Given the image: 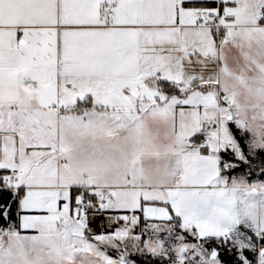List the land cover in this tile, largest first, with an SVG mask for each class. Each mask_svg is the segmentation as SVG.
Listing matches in <instances>:
<instances>
[{
	"label": "crops",
	"instance_id": "1",
	"mask_svg": "<svg viewBox=\"0 0 264 264\" xmlns=\"http://www.w3.org/2000/svg\"><path fill=\"white\" fill-rule=\"evenodd\" d=\"M235 8L0 0V183L22 189L10 233L63 246L83 241L81 228L105 251L144 225L177 223L206 239L252 221L249 196L264 193V179H224L220 153L245 157L228 123L247 150L251 131L264 130V90L249 86L264 80V0L255 18ZM202 9L218 28L202 23ZM206 30L217 43L235 41L244 69L224 70L230 83L200 60ZM101 198V212H80L82 200Z\"/></svg>",
	"mask_w": 264,
	"mask_h": 264
},
{
	"label": "rangeland",
	"instance_id": "2",
	"mask_svg": "<svg viewBox=\"0 0 264 264\" xmlns=\"http://www.w3.org/2000/svg\"><path fill=\"white\" fill-rule=\"evenodd\" d=\"M235 1V11L238 12L239 17L244 19L255 18L263 2V0ZM206 31L210 37L209 45L205 47L200 60L212 68L213 73H216L217 66H220L221 71L223 70V81L230 83L228 74L224 73L228 72V67L238 68L241 71L244 69L241 61L236 57L237 53L233 55L232 48L235 46L231 45L235 41L229 40L228 43L231 54L225 40L221 38L217 43L211 32ZM238 78L242 80L240 75ZM249 86L254 90L262 86L264 90V80H252ZM208 122L209 124L215 122L213 115ZM261 138L264 142V130L251 131L248 150L254 155L253 160H247L243 156V161H250L252 167L244 166L233 169L234 166H239L238 162L225 163L224 179L232 178L231 180L237 183L256 180V177L252 176V170L264 167V155L254 153L258 147L264 150V145L257 146ZM237 151H239L238 146ZM239 201L241 206L244 203L242 193L239 194ZM248 201L252 221L245 223L228 236L198 239L191 231L180 228L177 223H158L144 225L138 235H127L125 242L122 239L120 242H113L114 238H110L111 247L106 248L105 251H102L99 244L88 239L84 240L86 237L81 228H79L80 236L77 238L83 241L69 242L67 245L59 246L60 243L56 240L52 243L40 241L34 236L12 234L10 231L15 227L14 223H10L6 228L9 231L8 238L3 239L1 236L3 229H0V264H140L135 257L141 258L148 264H161L158 262L161 260L164 264H224L218 255L213 258L204 256L200 248L209 252L216 249L218 253L226 248L230 252L235 251L242 264H252L251 259L243 252L246 249L255 255V264H264V244L259 240L264 235V223L257 224L256 222L262 210L264 212V193L262 195L259 192L254 193L249 196ZM114 237L116 238L117 235ZM125 251L128 252L127 259L122 262Z\"/></svg>",
	"mask_w": 264,
	"mask_h": 264
},
{
	"label": "trees",
	"instance_id": "3",
	"mask_svg": "<svg viewBox=\"0 0 264 264\" xmlns=\"http://www.w3.org/2000/svg\"><path fill=\"white\" fill-rule=\"evenodd\" d=\"M194 6L198 7H210L213 6V3H193ZM261 23H264V15L261 18ZM163 88L168 87L169 85L166 82H162ZM229 130L233 137L237 140L239 147L241 148L245 158L248 160H253V156L249 155L244 136L240 133V131L232 124L228 123ZM221 157V166L222 170L225 163L238 162L239 166H234L233 169H238L244 166H251L250 161H243L234 157L233 153L229 149H225L220 153ZM224 172V170H223ZM252 176L256 178H264V167L260 169H253ZM22 195V189L13 187H7L3 182L0 183V229L6 230V228L10 225V223H14L17 219V204L18 199ZM262 244H264V235L259 239ZM246 256H248L252 264H255V255L249 253L248 250L243 251ZM219 259L224 264H242V262L237 258L235 251H228L226 248L218 253ZM136 261L140 264H148L146 261H143L139 257H135ZM161 264L164 262L158 261Z\"/></svg>",
	"mask_w": 264,
	"mask_h": 264
},
{
	"label": "built area",
	"instance_id": "4",
	"mask_svg": "<svg viewBox=\"0 0 264 264\" xmlns=\"http://www.w3.org/2000/svg\"><path fill=\"white\" fill-rule=\"evenodd\" d=\"M197 15L199 19L202 21L204 25L210 26V27H219V24L215 21L213 17H210L207 12L202 9L197 12ZM10 181L9 178H5V185L7 186V183ZM13 182L17 181V178H12ZM106 204V199H84L81 201L80 204V212L83 215H89L94 213H99L102 211L103 206Z\"/></svg>",
	"mask_w": 264,
	"mask_h": 264
},
{
	"label": "water",
	"instance_id": "5",
	"mask_svg": "<svg viewBox=\"0 0 264 264\" xmlns=\"http://www.w3.org/2000/svg\"><path fill=\"white\" fill-rule=\"evenodd\" d=\"M200 251L201 253L208 257V258H213V257H216L218 255V251L216 249H212L210 252L209 251H206L204 248H200ZM127 255H128V252L125 251L124 252V255L122 256V262H125L126 259H127Z\"/></svg>",
	"mask_w": 264,
	"mask_h": 264
}]
</instances>
